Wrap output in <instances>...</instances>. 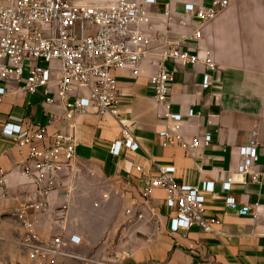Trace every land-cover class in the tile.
Wrapping results in <instances>:
<instances>
[{"label": "crops", "instance_id": "crops-1", "mask_svg": "<svg viewBox=\"0 0 264 264\" xmlns=\"http://www.w3.org/2000/svg\"><path fill=\"white\" fill-rule=\"evenodd\" d=\"M108 4L113 0H84ZM82 0V2H84ZM213 0H156L148 6L153 17V37L192 35L198 20L184 14L186 4L211 6ZM167 7L172 20L164 19ZM186 18L187 24H180ZM155 39V43L157 40ZM198 44L212 52L218 69L209 72L211 87L204 89L205 68L184 62H168L175 71L171 98L175 110L185 116L186 136L203 138L212 134V142L197 150L179 146L164 147L158 131L164 122L157 116L158 106L148 86L153 67L132 77L129 70H116L124 92L120 104L122 120L132 128L141 149L111 154L113 142L121 136L120 120L97 114H76L66 118L65 108L47 104L40 95L16 92L0 102V166L4 169L5 198L0 197V264H35L17 241L23 236L21 223L11 211L34 191L31 180L22 174L28 147H20V136H5L7 123L31 131L56 118L50 131L74 134L76 156L60 175L50 204L39 215L36 230L44 240L55 235L81 238L79 245L66 250L78 256L121 258L123 264H264V0H232L215 20L202 27ZM73 99L75 94H73ZM189 109L198 116L187 117ZM258 132L259 159L244 181H235L231 192L222 183L243 163L241 146L248 145L252 132ZM176 167L177 180L187 184L213 181L214 193L207 195L205 211L222 220L220 234L194 227L169 231L164 206L166 191L155 190L149 201L141 195L142 166L146 174L154 164ZM258 176V180L254 179ZM257 210L256 217L239 216L225 206L227 196ZM106 196V197H105ZM68 203L66 216L61 207ZM58 264H84L62 257Z\"/></svg>", "mask_w": 264, "mask_h": 264}, {"label": "built area", "instance_id": "built-area-1", "mask_svg": "<svg viewBox=\"0 0 264 264\" xmlns=\"http://www.w3.org/2000/svg\"><path fill=\"white\" fill-rule=\"evenodd\" d=\"M232 0H213L211 6L186 4L184 14L199 22L192 35L153 37L155 24L148 6L156 0H113L111 3H75L73 0H0V102L17 90L27 95H40L47 104L59 103L66 110V118L76 114L94 113L105 118L112 116L122 123L121 136L111 147L113 156H120L123 149L137 152L141 149L132 128L122 120L120 104L124 96L119 86L116 70H129L138 78L145 64L153 67L148 86L158 106V118L164 122L158 131L161 144L197 150L212 142V134L203 138L187 137L184 132L185 116L175 110L171 88L175 71L168 62H184L205 68L202 87H211V75L218 66L212 52L202 48L198 41L202 27L215 20ZM167 7L164 19L172 20ZM180 24L186 25L184 17ZM155 39L157 43H155ZM73 94L75 98L73 99ZM189 109L188 118L198 116ZM56 116L31 131H24L18 124L3 126L5 136H20L17 144L28 147V158L22 174L34 185L26 201L11 211L24 230L17 241L27 251L35 264H58L62 257L78 259L84 264H123L121 258L78 256L66 250L69 244L79 245L81 238L72 235H55L44 240L36 230L39 215L48 207L56 190L61 173L71 166L76 156L77 138L64 132L51 133ZM258 132L253 131L248 145L239 148L243 163L239 173L249 172L259 159ZM154 164V163H153ZM156 170L146 174L142 166L141 195L149 201L158 189L166 191L164 206L169 218V231L179 232L194 227L220 234L222 220L205 211L207 195L216 190L213 181L187 184L177 180L176 167L154 164ZM5 172L0 166V197L7 196ZM257 181L258 176L254 175ZM235 181L230 175L222 190L232 191ZM106 197V196H105ZM225 206L239 216L256 217L257 210L249 204H240L234 196H227ZM68 203L61 207L66 216Z\"/></svg>", "mask_w": 264, "mask_h": 264}, {"label": "water", "instance_id": "water-1", "mask_svg": "<svg viewBox=\"0 0 264 264\" xmlns=\"http://www.w3.org/2000/svg\"><path fill=\"white\" fill-rule=\"evenodd\" d=\"M233 179H234V181H244V179H245V173H239V172H237V173H235L233 175Z\"/></svg>", "mask_w": 264, "mask_h": 264}, {"label": "rangeland", "instance_id": "rangeland-1", "mask_svg": "<svg viewBox=\"0 0 264 264\" xmlns=\"http://www.w3.org/2000/svg\"><path fill=\"white\" fill-rule=\"evenodd\" d=\"M75 3H81L82 2V0H73ZM84 1V0H83ZM84 3H86L85 1H84ZM109 257V256H108ZM102 258H106V257H101V258H99V259H102Z\"/></svg>", "mask_w": 264, "mask_h": 264}]
</instances>
